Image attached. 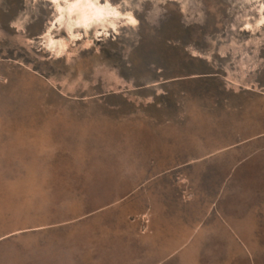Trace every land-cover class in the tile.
Masks as SVG:
<instances>
[{"label":"rangeland","instance_id":"rangeland-1","mask_svg":"<svg viewBox=\"0 0 264 264\" xmlns=\"http://www.w3.org/2000/svg\"><path fill=\"white\" fill-rule=\"evenodd\" d=\"M108 1L0 0V264H264V0Z\"/></svg>","mask_w":264,"mask_h":264},{"label":"bare ground","instance_id":"bare-ground-1","mask_svg":"<svg viewBox=\"0 0 264 264\" xmlns=\"http://www.w3.org/2000/svg\"><path fill=\"white\" fill-rule=\"evenodd\" d=\"M46 1H51L54 4V7H56L57 14L55 17L57 24L60 27H63L69 37H75L74 31L77 27H92L96 32L99 27H104L105 22L115 27V21L113 19H108V17L119 19L122 15H125L123 17L127 16L126 18L130 23L128 24L129 26L134 28L137 26V19L133 14L130 12L124 13L114 7L108 0H106L104 4L98 0ZM45 43L55 54L62 52L67 45L65 39L61 38L59 40H54L52 36L49 35L46 37Z\"/></svg>","mask_w":264,"mask_h":264}]
</instances>
